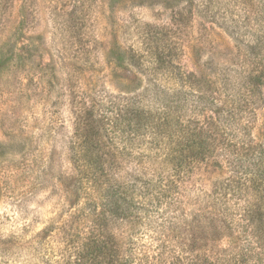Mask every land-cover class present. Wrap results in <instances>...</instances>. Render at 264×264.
<instances>
[{"label":"rangeland","instance_id":"374dc122","mask_svg":"<svg viewBox=\"0 0 264 264\" xmlns=\"http://www.w3.org/2000/svg\"><path fill=\"white\" fill-rule=\"evenodd\" d=\"M235 92L254 102L263 142L264 0H0V264H45L40 232L77 225V157L123 148L137 127L173 146L201 117L225 114ZM141 154L139 164L154 158ZM227 173L216 151L190 181L209 192ZM256 235L264 248V224ZM139 239L149 249V235ZM53 248L58 258L62 244Z\"/></svg>","mask_w":264,"mask_h":264},{"label":"trees","instance_id":"16d2710c","mask_svg":"<svg viewBox=\"0 0 264 264\" xmlns=\"http://www.w3.org/2000/svg\"><path fill=\"white\" fill-rule=\"evenodd\" d=\"M185 77L182 72L183 83L188 82ZM249 86L257 88V83ZM235 94L225 114L201 117L188 139L171 137L173 146L164 143L161 132L144 134L143 127H137L129 145L108 151L97 147L88 160L77 157L83 177L77 180V225L56 223L40 232L38 244L48 252L45 264H260L264 248L256 242V231L264 224V140L257 142L251 133L255 109H250V95ZM239 103L245 108L235 107ZM121 111H113L114 117ZM97 137L99 143L98 133ZM144 140L146 148L130 145ZM104 151L114 156L112 164L103 162ZM216 151L226 159L227 177L217 180L209 192L193 186L191 172ZM139 152L154 158L145 157L139 164L134 160L140 155L143 160ZM107 171L108 177L102 178ZM122 173L124 177L117 179ZM116 223L121 233H116ZM135 225L141 228V238L149 235V249H143L140 236L132 233ZM54 240L62 244L58 258L52 255ZM161 241L156 251L153 245Z\"/></svg>","mask_w":264,"mask_h":264}]
</instances>
